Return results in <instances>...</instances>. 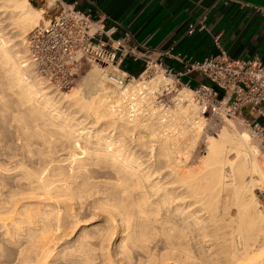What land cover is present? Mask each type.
Returning <instances> with one entry per match:
<instances>
[{
  "label": "bare ground",
  "instance_id": "6f19581e",
  "mask_svg": "<svg viewBox=\"0 0 264 264\" xmlns=\"http://www.w3.org/2000/svg\"><path fill=\"white\" fill-rule=\"evenodd\" d=\"M48 5L0 0V252L11 264H264L251 135H208L195 169L178 158L205 118L189 88L162 114L141 105L165 75L121 84L123 70L92 64L80 88L58 90L25 53Z\"/></svg>",
  "mask_w": 264,
  "mask_h": 264
},
{
  "label": "built area",
  "instance_id": "2783aa9c",
  "mask_svg": "<svg viewBox=\"0 0 264 264\" xmlns=\"http://www.w3.org/2000/svg\"><path fill=\"white\" fill-rule=\"evenodd\" d=\"M204 20L205 15L191 23L187 33L203 28ZM118 28L117 22L101 13L95 17L90 10L61 5L46 23L25 35L26 61L39 77L48 79L59 90L69 88L92 64L122 70L121 64L128 57L134 60L143 57V71L161 70L178 81L183 74L195 72L202 80L184 83L201 115L240 121L250 129L264 157V62L257 58L233 59L221 50L215 55L189 60L185 70L174 71L153 60L148 50L130 44L128 37L116 36ZM261 206L264 207V201Z\"/></svg>",
  "mask_w": 264,
  "mask_h": 264
},
{
  "label": "crops",
  "instance_id": "0c3cea01",
  "mask_svg": "<svg viewBox=\"0 0 264 264\" xmlns=\"http://www.w3.org/2000/svg\"><path fill=\"white\" fill-rule=\"evenodd\" d=\"M51 1L45 7L49 17L61 5L90 10L95 17L101 13L119 24L116 36L128 37L130 44L148 50L153 60L174 71L185 70L189 60L221 50L233 59L257 58L264 62V0ZM203 15L204 27L188 34L189 25ZM121 67L127 74L136 75L144 70L145 59L128 57ZM180 80L196 84L202 77L192 72L183 74Z\"/></svg>",
  "mask_w": 264,
  "mask_h": 264
},
{
  "label": "rangeland",
  "instance_id": "374dc122",
  "mask_svg": "<svg viewBox=\"0 0 264 264\" xmlns=\"http://www.w3.org/2000/svg\"><path fill=\"white\" fill-rule=\"evenodd\" d=\"M29 2L31 4H33L35 7H42V6L44 7L45 6V4L38 3L36 1L32 2L29 0ZM47 2L50 4L52 1L47 0ZM49 14H50V12L45 11V20L41 21V24L46 23L47 19L49 18ZM34 27H35V25L31 26L30 28H28L23 33L24 39H25V35L30 30H32ZM25 53H26V51H25ZM100 65H102V64H100ZM91 66L92 65H90L74 81V83L69 88H66V89H63L60 91H69L73 87L74 88H76V87L80 88L81 87L80 82L82 81V78L86 74V72L91 68ZM102 66L105 67V65H102ZM142 72H144V71H141V72L137 73L136 75L135 74H133V75L121 74L122 75L120 78V80L122 81L121 84H126L128 82H132L133 78H139V76ZM107 73L109 74V76L113 75L112 73H110L108 71H107ZM162 75L168 76L170 78V82L167 85H160L159 90H156L154 92V94L151 96L150 100H147L145 103H143V105H141L142 106L141 109L143 108V113H145V114L149 113L151 107H153V109L156 112L159 111L162 114V113H165L164 112L165 109L173 110L176 107H178L180 105V103L182 102V101H179L178 94L180 91H184L185 89L188 88L184 82H182L181 80L178 81L174 76L168 75V74L162 72L161 70L155 72L152 69H148L143 74V76L147 79H151L154 77H162ZM194 105H195V103H194ZM196 108H197V106H196ZM197 112L200 116H202L201 113L199 112L198 108H197ZM204 117H205L204 118V124H203V126L200 127L199 131L196 133L195 138L189 140L188 136L186 134L180 138L181 142H187V144H185L184 147L180 150V153L178 154L179 155L178 158L181 159V162L184 163L186 166L191 167V168H195V169L201 167L200 163L203 159V155L205 154V152L207 150L206 140H207L208 135H216L224 128L228 129L230 131H233L235 129L239 130V131L245 130L251 135L250 129L238 120H235V119H231V120H225L224 119L223 120V119H219V118L214 117V116L213 117L204 116ZM78 120L81 121L80 125H86V124L88 125L89 124L86 122L87 119L84 116H80L78 118ZM101 126L108 127V129L111 128V125L108 126L104 122L101 123ZM251 141L253 144L257 145L255 143V141L253 140L252 135H251ZM185 157L189 158V162L187 161L188 163L186 162ZM254 194H255V197L257 200V204H256L257 209L264 213V207L261 206V201H264V189L255 188ZM229 211L232 213V215L234 214V216H236V214L238 212L236 205L230 204ZM251 230H256V229H251ZM258 234L261 236V233H258ZM13 254H14V252H12V251L0 252V264H11L13 262L12 261Z\"/></svg>",
  "mask_w": 264,
  "mask_h": 264
},
{
  "label": "trees",
  "instance_id": "16d2710c",
  "mask_svg": "<svg viewBox=\"0 0 264 264\" xmlns=\"http://www.w3.org/2000/svg\"><path fill=\"white\" fill-rule=\"evenodd\" d=\"M123 69V68H122Z\"/></svg>",
  "mask_w": 264,
  "mask_h": 264
}]
</instances>
